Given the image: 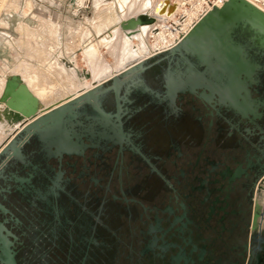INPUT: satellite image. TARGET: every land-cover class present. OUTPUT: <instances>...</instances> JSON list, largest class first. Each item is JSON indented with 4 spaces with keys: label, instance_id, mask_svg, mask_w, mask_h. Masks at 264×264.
Wrapping results in <instances>:
<instances>
[{
    "label": "flooded vegetation",
    "instance_id": "flooded-vegetation-1",
    "mask_svg": "<svg viewBox=\"0 0 264 264\" xmlns=\"http://www.w3.org/2000/svg\"><path fill=\"white\" fill-rule=\"evenodd\" d=\"M248 57L259 80L238 109L201 90L173 103L133 95L120 125L69 128L87 134L75 155L22 139L0 161L9 264H160L175 229L190 263L264 264V55Z\"/></svg>",
    "mask_w": 264,
    "mask_h": 264
},
{
    "label": "water",
    "instance_id": "water-1",
    "mask_svg": "<svg viewBox=\"0 0 264 264\" xmlns=\"http://www.w3.org/2000/svg\"><path fill=\"white\" fill-rule=\"evenodd\" d=\"M249 52L258 58L264 55V13L246 0H227L221 8L205 15L174 47L52 106H40L21 78L9 75L0 103L17 112L25 125L0 149V161L14 159L19 153L18 143L31 134L45 142L52 156L75 155L81 138H87V134L69 128L81 118L107 115L115 116L120 125L133 95L173 103L177 95L201 90L205 99L207 91L208 99L216 97L220 106L238 109L240 100L245 102L249 97L248 87L259 80L254 73L257 61L250 60ZM162 215L166 217L164 212ZM174 232L173 245L157 249L162 254L160 264H194L186 259V254L193 252L186 250L180 231ZM0 252V263L9 264L6 251L0 247Z\"/></svg>",
    "mask_w": 264,
    "mask_h": 264
},
{
    "label": "rangeland",
    "instance_id": "rangeland-1",
    "mask_svg": "<svg viewBox=\"0 0 264 264\" xmlns=\"http://www.w3.org/2000/svg\"><path fill=\"white\" fill-rule=\"evenodd\" d=\"M159 2L7 0L0 13V82L8 73L25 68L43 71L46 80L50 78L47 82L56 87L43 108L89 90L95 82L116 75L144 56L137 54L130 59V53L142 54L141 48L154 52L156 45L164 43L161 35L153 38L154 42L149 38L152 29L162 27V16L171 10ZM160 10L163 15L158 18ZM149 20L153 22L149 26L154 27L143 30ZM3 110L0 103V125L4 123ZM19 127L0 132V149Z\"/></svg>",
    "mask_w": 264,
    "mask_h": 264
},
{
    "label": "bare ground",
    "instance_id": "bare-ground-1",
    "mask_svg": "<svg viewBox=\"0 0 264 264\" xmlns=\"http://www.w3.org/2000/svg\"><path fill=\"white\" fill-rule=\"evenodd\" d=\"M159 3H161V2H159ZM6 4H7V1H6ZM159 5V4H158ZM163 5H166V6H169V7H171V10L169 11V12H167L165 15H163V13H162V10H160L159 12L158 11H156V12H158V18L159 17H161L162 15V18L164 19V17L166 16V15H169V14H171L172 13V11H173V7L170 5V4H168L167 2H164V4ZM6 6V5H5ZM5 6H4V8H5ZM152 10V9H151ZM149 14V13H148ZM144 15V14H143ZM154 19V18H153ZM133 22H135V20L133 21ZM136 22L138 23V21L136 20ZM154 22H155V20H154ZM149 24H153V22H151V23H146V24H144L145 26L143 27V30L144 29H146V28H148V27H154V25H151V26H149ZM156 24V23H155ZM147 25V26H146ZM152 27V28H153ZM163 27V26H162ZM162 27H156L155 29H152L151 30V32H150V35H152L153 36V38L155 39V37L156 36H158V35H161V37L165 40L164 41V43L163 44H161V46L160 45H156L155 46V48H156V52H152V51H150L149 53H146L145 51V49H147V48H141L140 49V51H142V54H139L140 52H137V53H130V59H133V58H135L136 56H137V54H138V56L140 55V56H142V55H144V56H142V60L141 61H143V60H145V59H147V58H149V57H151V56H153V55H155V54H158V53H160V52H162V51H164V50H168V49H170L172 46H173V44L175 43V42H177V40L175 39L174 41H172L171 39L173 38V36L172 35H168V36H165V34H164V31H162L160 28H162ZM142 27H140V28H138V29H141ZM187 29H188V27H186ZM127 29V28H126ZM150 30V29H149ZM140 31V30H139ZM142 33V32H141ZM50 34V33H49ZM112 36V34L110 33V37ZM159 38V37H158ZM157 38V39H158ZM144 39V38H143ZM160 39V38H159ZM140 43V42H139ZM160 43V42H159ZM162 43V42H161ZM145 44V43H144ZM132 48H135V47H132ZM138 51V50H137ZM90 52V51H89ZM133 52H135V51H133ZM91 53V52H90ZM89 54V53H88ZM39 55V54H38ZM129 58V57H128ZM40 59V58H39ZM141 61H139V62H141ZM139 62H137V63H139ZM137 63H135V64H137ZM135 64H133V65H135ZM133 65H131V66H133ZM131 66H129V67H131ZM128 67V68H129ZM128 68H124L123 70H118L119 72L116 74V75H118V74H120V73H122L123 71H125L126 69H128ZM36 70V69H35ZM35 70H31V69H28V68H25V69H23V71H17V72H15V73H8L7 74V77L9 76V75H18L20 78H21V80H22V82L27 86V88L30 90V92L37 98V100H38V102H39V104H40V106H44L48 101H49V96H50V93H51V90H55V88H52L53 87V85H52V83H50V82H47L50 78V76L48 77L49 79L48 80H46V77H44V75L43 74H41L40 73V71H35ZM4 76H6V75H4ZM114 76H115V74H114ZM6 77V78H7ZM112 77H113V75H112ZM6 78L4 79L3 78V80H1V82H0V90H3V88H4V84H5V81H6ZM111 78V77H110ZM52 79V78H51ZM109 78H104V79H100L98 82H95V85H92V86H90L89 87V89H92V88H94L95 86H97V85H99L100 83H103L104 81H106V80H108ZM74 81V80H73ZM51 82H54L55 83V81H51ZM80 85V84H79ZM55 86V85H54ZM75 86V85H74ZM73 87V86H72ZM76 87V86H75ZM60 88V87H59ZM87 91V90H86ZM55 92V91H54ZM2 93V92H1ZM57 93H58V90H57ZM83 93V92H82ZM81 94V93H80ZM1 104H4V103H1ZM3 119H4V123H2L1 125H0V132H2V131H4V130H6L7 128H11L12 126H14V125H19L20 127H21V125L24 123V122H22L23 120L22 119H19V114L17 113V112H15V111H13V110H11V109H9L5 104H4V110H3ZM1 121V120H0ZM19 127V128H20ZM7 131H9V130H7Z\"/></svg>",
    "mask_w": 264,
    "mask_h": 264
},
{
    "label": "built area",
    "instance_id": "built-area-1",
    "mask_svg": "<svg viewBox=\"0 0 264 264\" xmlns=\"http://www.w3.org/2000/svg\"><path fill=\"white\" fill-rule=\"evenodd\" d=\"M7 0H0V13L4 10ZM160 2H167L173 7L171 14L166 15L160 21L163 26L160 28L164 31L165 36L172 35L171 39L177 42L173 44L174 47L178 44L191 29L210 11L215 8H221L227 0H158ZM256 9L264 13V0H246ZM188 27V29L186 28ZM153 40V36L149 35ZM154 42V40H153ZM171 47V48H172ZM157 50L155 49L154 52ZM166 51V50H164ZM163 52V51H162Z\"/></svg>",
    "mask_w": 264,
    "mask_h": 264
},
{
    "label": "crops",
    "instance_id": "crops-1",
    "mask_svg": "<svg viewBox=\"0 0 264 264\" xmlns=\"http://www.w3.org/2000/svg\"><path fill=\"white\" fill-rule=\"evenodd\" d=\"M141 60H142V59H141ZM141 60H140V61H141ZM137 62H139V61H137ZM137 62H135V63H137ZM135 63H133V64H135ZM133 64H131V65H133ZM131 65H129V66H131ZM129 66H128V67H129ZM128 67H126V68H128ZM62 102H63V101H62Z\"/></svg>",
    "mask_w": 264,
    "mask_h": 264
}]
</instances>
